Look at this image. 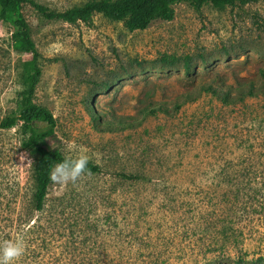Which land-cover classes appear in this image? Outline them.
<instances>
[{"label": "rangeland", "instance_id": "374dc122", "mask_svg": "<svg viewBox=\"0 0 264 264\" xmlns=\"http://www.w3.org/2000/svg\"><path fill=\"white\" fill-rule=\"evenodd\" d=\"M36 1L61 11L88 0ZM22 12L39 53L34 100L57 121L46 146L83 147L102 171L51 182L34 213L44 230L27 240L38 251L17 264H264V2H182L134 31L100 13L72 24ZM12 43L0 17V122L27 84L30 55ZM26 136L20 122L0 126V219L28 211Z\"/></svg>", "mask_w": 264, "mask_h": 264}, {"label": "trees", "instance_id": "16d2710c", "mask_svg": "<svg viewBox=\"0 0 264 264\" xmlns=\"http://www.w3.org/2000/svg\"><path fill=\"white\" fill-rule=\"evenodd\" d=\"M237 1L240 4L264 2V0H88L82 4L57 11L36 0H0V17L10 19L12 23L13 50L17 54L30 55L24 62L27 68V84L25 90L18 95V112L6 116L0 122V126L10 129L20 122L27 133L23 146L34 152L36 156L31 170L35 187L27 207L28 211L23 213L22 208L15 207L9 216L0 219V237L8 240L12 237L15 240L22 238L25 242L24 255L38 251L39 245L27 243L29 238H40L44 230L40 219L38 217L34 219V213L40 212L44 208L48 188L52 182L49 178L51 168L65 157L58 148H51L45 144L48 139L55 138L57 121L49 109L34 100L41 70L38 64L39 53L22 12L24 4L34 7L46 19H61L72 24L89 23L94 14L100 13L108 18L122 21L129 31H134L147 28L155 20H172L175 5L182 2H187L196 11H200L206 3L220 9L228 5L233 6ZM183 65L188 70V60H185ZM209 90L213 93L218 92L212 88ZM226 95L220 97L221 100L231 102V99L227 100L228 95ZM87 167L92 173L102 171L99 165L91 162ZM115 175L131 182L146 179V176L136 173L116 172ZM33 264H37L36 260Z\"/></svg>", "mask_w": 264, "mask_h": 264}, {"label": "clouds", "instance_id": "9594fccd", "mask_svg": "<svg viewBox=\"0 0 264 264\" xmlns=\"http://www.w3.org/2000/svg\"><path fill=\"white\" fill-rule=\"evenodd\" d=\"M89 159L87 150L80 147L75 156L67 155L51 168L50 180L58 185H67L69 183L75 185L85 175L89 174L87 167ZM24 252L25 243L22 238L0 241V264H17Z\"/></svg>", "mask_w": 264, "mask_h": 264}]
</instances>
